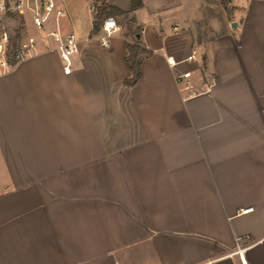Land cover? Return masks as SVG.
<instances>
[{
    "label": "crops",
    "instance_id": "1",
    "mask_svg": "<svg viewBox=\"0 0 264 264\" xmlns=\"http://www.w3.org/2000/svg\"><path fill=\"white\" fill-rule=\"evenodd\" d=\"M211 1L58 0L71 73L42 43L0 72V264H264V0Z\"/></svg>",
    "mask_w": 264,
    "mask_h": 264
},
{
    "label": "built area",
    "instance_id": "2",
    "mask_svg": "<svg viewBox=\"0 0 264 264\" xmlns=\"http://www.w3.org/2000/svg\"><path fill=\"white\" fill-rule=\"evenodd\" d=\"M89 9L94 13L95 5L91 4ZM8 13L20 16L28 14L39 39L34 35H28L16 37L13 41L8 27L2 21V16ZM65 13V8L58 3V0H0V72L10 70L21 60L35 54L39 44L42 43L45 50L55 51L58 54L62 63V72L65 75L70 74L72 58L78 53L79 46L72 33L60 30L58 19ZM52 18H54V24L51 22ZM118 27L113 17H106L100 26V35L97 37L100 44L108 46V39ZM193 59L194 53L186 58L188 61ZM190 77L191 72L184 71L176 77V82L182 90L188 92L189 96H193L196 91L191 83L186 81Z\"/></svg>",
    "mask_w": 264,
    "mask_h": 264
},
{
    "label": "trees",
    "instance_id": "3",
    "mask_svg": "<svg viewBox=\"0 0 264 264\" xmlns=\"http://www.w3.org/2000/svg\"><path fill=\"white\" fill-rule=\"evenodd\" d=\"M142 5L141 0H131V11L137 10ZM106 6L101 5L98 10L99 13L93 20L92 32H96L99 29V23L97 20L98 16H110V10H106ZM119 12V11H117ZM128 32L130 35L129 41L126 42V48L128 50V55L125 59L126 66L131 73V77L125 81V84L128 86L133 85L140 77V66L143 59L150 54V51L144 48L140 41V31L135 28L132 29V25H129Z\"/></svg>",
    "mask_w": 264,
    "mask_h": 264
},
{
    "label": "rangeland",
    "instance_id": "4",
    "mask_svg": "<svg viewBox=\"0 0 264 264\" xmlns=\"http://www.w3.org/2000/svg\"><path fill=\"white\" fill-rule=\"evenodd\" d=\"M214 2V3H213ZM212 4H214L215 8H212L211 11L209 12L210 14L213 13L214 16H216L217 18H219V20L221 22L223 16H227L228 17V7L231 4V0H212L211 1ZM228 3V4H227ZM229 5V6H228ZM88 6V4H84V7L86 8ZM207 7V6H206ZM205 7V8H206ZM224 8V9H223ZM223 9V13L219 12V10L221 11ZM206 10V9H205ZM207 12V11H206ZM208 13H206L207 15ZM221 15V16H220ZM2 21L4 22V24L8 27L10 34L12 35V40H16V37H19L17 35H19L22 31L20 29H22L21 27V20L19 18V16L17 14H5L2 16ZM29 23V22H28ZM99 23V21H98ZM123 27H124V31L127 32L128 31V19L124 20L122 22ZM30 27H31V31H30V35H36L37 32L35 30V28L29 23ZM231 26V25H230ZM232 27V26H231ZM129 33V32H128ZM39 36V35H38Z\"/></svg>",
    "mask_w": 264,
    "mask_h": 264
},
{
    "label": "water",
    "instance_id": "5",
    "mask_svg": "<svg viewBox=\"0 0 264 264\" xmlns=\"http://www.w3.org/2000/svg\"><path fill=\"white\" fill-rule=\"evenodd\" d=\"M231 26H232V27H235V26H236V23H235V22H232V23H231Z\"/></svg>",
    "mask_w": 264,
    "mask_h": 264
}]
</instances>
